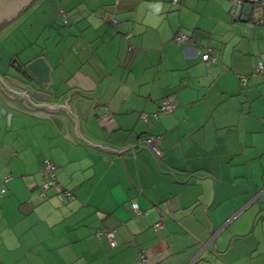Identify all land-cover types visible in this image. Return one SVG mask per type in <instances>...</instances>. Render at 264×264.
<instances>
[{
	"label": "crops",
	"instance_id": "0c3cea01",
	"mask_svg": "<svg viewBox=\"0 0 264 264\" xmlns=\"http://www.w3.org/2000/svg\"><path fill=\"white\" fill-rule=\"evenodd\" d=\"M236 1L49 2V21L0 62V79L36 103L63 105L78 91L69 98L88 103L76 111L80 134L129 154L90 147L73 123L59 131L45 110L0 90L10 113L0 115V178L11 177L0 197V264H135L138 251L144 264H264V78L253 71L264 63V8L240 20ZM109 15L115 23L103 21ZM177 33L192 41L176 43ZM205 48L216 63L201 60ZM38 57L49 68L41 93L19 72ZM167 97L175 109L146 125L140 114ZM105 111L108 125L97 120ZM144 134L160 137V161L137 146ZM44 158L69 201L39 196ZM98 229L114 231L115 247Z\"/></svg>",
	"mask_w": 264,
	"mask_h": 264
},
{
	"label": "water",
	"instance_id": "95a60500",
	"mask_svg": "<svg viewBox=\"0 0 264 264\" xmlns=\"http://www.w3.org/2000/svg\"><path fill=\"white\" fill-rule=\"evenodd\" d=\"M34 2L35 0H0V26L4 24H8L19 14L27 10ZM253 8L254 7L248 3H244L240 5L235 4L231 10V14L236 18L238 14L241 13L240 20H247L250 14H252ZM19 72L28 82L27 84L28 88L36 93L37 92L41 93L40 86L36 85V82L39 83V85H43L49 82V75H48L49 68L43 58L40 57L35 58L23 67L19 65ZM20 84L22 86H25L22 83ZM38 89L39 91H37ZM0 90L9 99L16 98L17 100H20L23 107L27 109L45 110L49 114V120L51 121L53 126L59 131H62L66 124L73 123L75 136L79 137V139H81L84 144L90 147H93L97 150L98 149L104 150L106 152H113L116 154L117 153L129 154V153H125V150L129 149V147L117 151L108 148L107 146H101L99 144L94 145L80 134L79 124L80 122L84 121L85 115L82 117H78L76 111L77 108L82 105V111L86 112L88 109V103H82L80 100L77 99V97H75L73 100H71V97L69 98V95H71V93L78 91H73L69 93L68 99H65L63 105L60 104L55 105V104L36 103L33 100H31L26 94L22 92H15L14 90L7 87V85L1 79H0ZM79 98L81 100L85 99V97L83 96H79ZM67 101L70 104H67ZM62 110H64L65 112V116L63 118L59 117V115L57 114V112H60ZM0 115L3 116L5 115L7 120H9L10 118V113H6V109L3 108L2 106H0Z\"/></svg>",
	"mask_w": 264,
	"mask_h": 264
},
{
	"label": "built area",
	"instance_id": "2783aa9c",
	"mask_svg": "<svg viewBox=\"0 0 264 264\" xmlns=\"http://www.w3.org/2000/svg\"><path fill=\"white\" fill-rule=\"evenodd\" d=\"M174 2H177V0H174ZM243 3L251 4L256 9L264 8V1L261 0H237L235 4L240 5ZM58 13L62 23L65 24L67 22V16L65 12L63 10H59ZM102 19L103 21L106 22H111V23L116 22L115 19L110 15L103 16ZM259 21L261 22L262 20L260 19ZM173 40L176 43H185L192 41L188 35L183 33H177L174 36ZM128 51H131V47L128 48ZM201 60L204 61L207 65L214 64L217 61L216 57L213 55L212 50L210 48H205V50L201 54ZM253 71L254 73L264 78V63L262 62L256 63ZM238 80L240 87H244L248 82V77L245 75H239ZM175 107L176 104L173 102V99L171 97H167L161 100L157 112L152 114L141 113L140 118L146 125H148L151 118L157 119L160 113L163 114L170 113L175 109ZM97 120L103 125H108L112 121V115L108 111L107 112L105 111L97 117ZM159 141H160V137L158 136H149L147 134H144L137 138L136 144L137 146L147 149L156 161H160L163 158V152L158 147ZM41 172L43 177V183L40 186V192H39L40 197L45 196L46 192L52 191L54 197L58 201H69L71 199L72 197L71 191L63 187L57 181L56 166L51 160L47 158H44L42 160ZM10 178H11L10 175L0 178V197H2L5 194L6 192L5 184L10 180ZM131 209L135 215L140 214L138 205L135 202L131 203ZM154 228L155 229L161 228V223L158 222L154 224ZM94 235L97 239L103 238L110 247H115L116 244L114 241V231L98 229L94 232ZM135 264H144L142 251L137 252Z\"/></svg>",
	"mask_w": 264,
	"mask_h": 264
},
{
	"label": "rangeland",
	"instance_id": "374dc122",
	"mask_svg": "<svg viewBox=\"0 0 264 264\" xmlns=\"http://www.w3.org/2000/svg\"><path fill=\"white\" fill-rule=\"evenodd\" d=\"M51 3V0H49ZM47 0H35V2L23 13L8 24L0 26V62L9 59L11 51L19 50L39 33L44 23L50 19L51 10Z\"/></svg>",
	"mask_w": 264,
	"mask_h": 264
},
{
	"label": "trees",
	"instance_id": "16d2710c",
	"mask_svg": "<svg viewBox=\"0 0 264 264\" xmlns=\"http://www.w3.org/2000/svg\"><path fill=\"white\" fill-rule=\"evenodd\" d=\"M256 9V8H255ZM58 15H59V13H58ZM64 24V23H63ZM6 189V188H5Z\"/></svg>",
	"mask_w": 264,
	"mask_h": 264
}]
</instances>
